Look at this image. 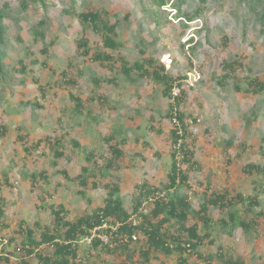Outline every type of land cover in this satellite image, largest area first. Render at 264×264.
Instances as JSON below:
<instances>
[{
    "label": "rangeland",
    "instance_id": "374dc122",
    "mask_svg": "<svg viewBox=\"0 0 264 264\" xmlns=\"http://www.w3.org/2000/svg\"><path fill=\"white\" fill-rule=\"evenodd\" d=\"M89 8L110 13L117 49L103 48L99 34L82 23L79 15ZM81 41L87 57L77 47ZM95 52L113 61L95 62ZM123 62L129 75L120 70ZM135 63L148 70L162 65L168 77L184 78L182 101L133 71ZM256 80L264 83V0H164L163 6L153 0H0V264H38L22 251L26 231L37 238L57 228L62 235L54 210L61 208L69 221L92 213L112 182L130 209L137 186L166 183L170 105L182 114L191 161L180 167L186 181L169 195L186 197L194 212L215 194L232 199L228 206L209 205L202 217L191 213L189 225L209 237L197 254L182 258L187 264H264L258 215L264 212V90L253 93ZM112 144L122 157L107 169ZM79 175L85 185L74 180ZM241 220L250 229L241 228ZM97 234L109 242L105 228ZM142 236L130 244L133 260L143 259ZM77 254V264H120L127 257L86 240ZM179 257L155 253L150 261L177 264Z\"/></svg>",
    "mask_w": 264,
    "mask_h": 264
},
{
    "label": "trees",
    "instance_id": "16d2710c",
    "mask_svg": "<svg viewBox=\"0 0 264 264\" xmlns=\"http://www.w3.org/2000/svg\"><path fill=\"white\" fill-rule=\"evenodd\" d=\"M164 0H153L158 6H163ZM24 5V3H23ZM82 23H85L91 27V29L98 33L102 42V47L108 50H115L119 47V43L115 40L116 37V23H111L110 13L106 10H98L96 8H89L85 12L79 15ZM82 56L87 57L89 55L86 51V43L80 42L78 44ZM91 59L95 62L106 63L113 61L109 54H102L95 52ZM121 59V58H120ZM146 62L149 65H153L152 59H147ZM240 66V65H239ZM232 71V65H227ZM123 74L129 75L131 69L126 66V63L120 67ZM132 70L136 71L143 78L154 79L158 83H162L164 86L163 94L171 97V91L176 85L179 88V94L175 97L174 101L177 103L182 101L185 95V91L182 89L181 82L184 78H170L166 75L164 67L162 65L155 66L153 69L148 70L140 63H135L132 66ZM60 76L66 78L65 71L60 73ZM69 83V81L67 82ZM253 93H258L264 90V83L254 81L251 83ZM76 103L77 109L80 108L79 100L72 97ZM176 108V107H175ZM173 105H170L169 119L171 121L173 116ZM176 117L180 123L182 135L177 134V128L171 121L172 125V143L177 144L178 140L182 141L178 151H171V165L170 171L167 175V182L161 186H147L142 184L137 186L138 189L136 195L131 200V207L127 209L123 206L122 201L118 197L119 188L117 182L109 184L104 204L97 207L92 213H84L79 218L69 221L61 217L62 209L52 211L55 215L56 222L63 228V234H58V229H45L39 232L37 238H35L34 231L29 229L26 231L27 242L22 245V251L27 255V258H36L38 264H77L76 259L78 257V242L85 237L91 235V231L95 228H101L104 224H107L106 230L111 234L109 242L104 244L99 238H93L91 245L94 248L102 247L106 251L119 248L123 253H126V258L121 261L120 264H152L150 256L155 253L164 254L168 256L173 253L179 254L177 264H187L186 259L182 258V255L186 252L193 254L198 253L199 247L209 237L208 234H200L198 232L197 224H190L189 219L191 213L197 214L202 217L206 214L209 205L214 207H223L225 204L230 205L231 200H227L222 194H215L210 196L207 203H203L197 212H194L190 208V204L186 197L173 198L170 194L178 185L183 184L186 181L185 172L180 168L183 165H188L191 161V154L186 149V143L184 141L186 137V125L183 121L182 114L176 108ZM111 140V138H110ZM111 159L108 160L106 166L107 169L113 166L112 159L117 160L122 157V151L116 144H112L109 147ZM181 155V164L178 166L175 160L176 154ZM57 156H60V152H56ZM248 169L258 168L254 165H249ZM86 171L85 168L82 169ZM264 176V170H260ZM41 174V173H40ZM34 179V176H31ZM81 185L86 184V179L81 175L74 178ZM237 201H242L241 196L237 195ZM243 202V201H242ZM255 201L249 199V204H253ZM3 212L0 209V217ZM203 214V215H202ZM134 215L139 218L138 222L133 223L130 217ZM264 220V212L258 213ZM203 219V218H200ZM231 221L235 220L231 216ZM239 225L243 229H250V223L241 220ZM112 227H116L115 231H112ZM141 233L144 238L143 244L145 249L140 253L142 260H133L134 251L131 250L130 244L134 241L132 236H136ZM0 235V243H2ZM3 242L7 243V240L3 239ZM3 244V243H2ZM112 244V248L109 246ZM46 247L43 253H38L39 248ZM199 256V255H197ZM7 260V258H6ZM22 262V260H21ZM27 262V261H26ZM25 263V262H24ZM227 264H241L237 259H228Z\"/></svg>",
    "mask_w": 264,
    "mask_h": 264
},
{
    "label": "built area",
    "instance_id": "2783aa9c",
    "mask_svg": "<svg viewBox=\"0 0 264 264\" xmlns=\"http://www.w3.org/2000/svg\"><path fill=\"white\" fill-rule=\"evenodd\" d=\"M184 81H186V80H184ZM178 94H179V88L175 85L173 87L172 91H171V99L174 100L175 97L178 96ZM171 121L174 124V126L177 128V134L181 136L182 135V130L180 128V123H179V121H178V119L176 117V109L175 108L173 109V116H172ZM181 143H182V141L179 139L178 142H177V144H174L173 145V150H177L178 151ZM181 158H182L181 155L179 153H177L176 156H175V160L177 161L178 166H180V160H181ZM133 217H134V215H132L130 217V220L133 221V223L135 224V221H134V218ZM107 227H108L107 224H104L101 228H95L94 230L91 231V235L90 236L83 238L78 243L80 244L82 241H85L86 240L90 244L92 242V239L97 237L104 244H107L108 243V240L107 239L105 241H103L101 239V237L99 236V234L96 235V231H98V233H100V230H103V228L106 229ZM113 229H116V227H112V231H113ZM132 239L133 240H136V236H132Z\"/></svg>",
    "mask_w": 264,
    "mask_h": 264
}]
</instances>
